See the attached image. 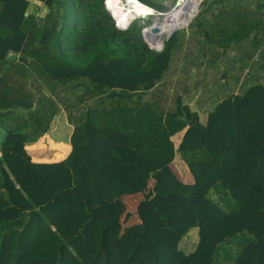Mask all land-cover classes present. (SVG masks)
<instances>
[{
  "label": "trees",
  "instance_id": "obj_1",
  "mask_svg": "<svg viewBox=\"0 0 264 264\" xmlns=\"http://www.w3.org/2000/svg\"><path fill=\"white\" fill-rule=\"evenodd\" d=\"M35 2L40 15L28 12L29 0H0V264H264V78L237 86L234 63L213 73L218 63L204 68L177 32L151 50L137 20L115 27L104 0ZM198 95L213 107L194 110ZM62 112L73 125L70 153L32 162L26 146ZM177 157L191 184L168 170ZM125 177L153 180L155 217L109 249L124 210L110 208L134 192ZM193 229L186 253L177 245Z\"/></svg>",
  "mask_w": 264,
  "mask_h": 264
},
{
  "label": "crops",
  "instance_id": "obj_2",
  "mask_svg": "<svg viewBox=\"0 0 264 264\" xmlns=\"http://www.w3.org/2000/svg\"><path fill=\"white\" fill-rule=\"evenodd\" d=\"M29 1L30 7L28 12L37 15L36 11H38L39 6H36L35 10L32 11V3L34 2V0ZM207 10L208 11L205 12V21L200 23L199 26L197 25L200 30H198V32H196L197 29L196 31L195 29H193L195 32L190 31L191 38L189 40L192 41L193 45L192 56L195 59L203 62L204 68L206 69L209 65L207 63L217 62L220 66L216 63H213L214 65L210 69V71H212L213 73L215 70H221L223 67H225V63H234V65L230 66V73L228 74V76L230 74L233 77L239 75V82L237 86H239L247 76V79L254 77L259 78L258 80L263 81L264 0H218L217 2H214L213 0V7ZM231 53H234V58L229 57ZM201 54H203L204 57L201 56ZM247 56H251V61L256 62L254 65H252V67H246L242 69V66L239 64V62L243 61L242 58L245 59ZM192 71L194 72L195 76L191 74ZM210 71L207 73V76H210ZM191 72L190 75L192 76V78L194 80H197L198 74L196 72V69L192 68ZM224 82L225 80H221V83ZM200 113L201 115L203 114L206 117L205 113ZM205 117H201V120L204 121ZM64 119L66 121V124H68L69 126L67 127L66 137L64 139L60 138L57 135L58 127L56 124H53V120L50 126V130L47 134L39 138L37 142L26 146V150L29 153L32 162L56 163L63 161L68 156L71 151L69 138L73 130V125L68 122L66 114ZM176 137L177 142L175 141ZM180 139L181 135H177L173 138L176 144L179 143ZM173 162L169 165L168 170H170V172L174 175L178 182H182V177H185V174L187 178V182H185V184H191L193 182V179H190L189 175H187L188 170L186 169V165L183 163L185 166L182 165V168L172 167L171 170L170 166L173 164ZM185 169L187 170V172L183 174V170ZM122 183L131 186L134 192L130 195L122 196L120 203H114L110 208V210L112 211L119 209L124 210L122 215L118 219L117 224L108 231L109 241H118L116 245L110 247L109 249L117 248L120 246L126 235V229L129 226L140 223L142 219L155 217L153 209L149 206L148 202V199L153 194V180L150 179L146 184L141 185L140 183L131 181L129 178L125 177L122 179ZM136 194H138L139 196L133 199L134 206H128L126 199ZM140 213L141 216H143L142 218H140L139 216ZM146 214L147 216H145ZM169 227H171L172 229L180 230L179 224H170ZM193 230L197 232L196 229ZM147 233L148 236H150L148 238V242L150 244H159L156 238L157 235H155L157 233L154 230H148ZM189 233L184 236L177 245L179 249L184 250L186 253L191 252L197 243L195 241V236H191L189 235ZM103 243L106 246L105 238H103ZM168 245L173 246L169 237ZM191 245L194 246L191 248Z\"/></svg>",
  "mask_w": 264,
  "mask_h": 264
},
{
  "label": "rangeland",
  "instance_id": "obj_3",
  "mask_svg": "<svg viewBox=\"0 0 264 264\" xmlns=\"http://www.w3.org/2000/svg\"><path fill=\"white\" fill-rule=\"evenodd\" d=\"M151 1H153V2H156V3H161L165 8H166V11L165 12H163V13H161V12H155L154 10H153V15L152 16H148L147 18L146 17H139V18H136V20H137V25H139L140 27H141V29H140V34H141V38H142V32H144L143 30H145V33H146V29H148V27L150 26V28L153 26V24L155 23V22H157V21H163V16L162 15H168V14H170V13H172V11H173V9H175L176 8V6H177V1L178 0H151ZM123 2H124V0H123ZM106 5V4H105ZM36 6H38V4L35 2V0H34V2L32 3V11L33 10H35V7ZM108 6H109V8H111V0H108ZM213 7V0H202L201 2H200V4H198V6L191 12V14H189V16L187 17V16H185L183 19H181L180 21H179V24L177 25V27H176V31L175 32H177V34H178V36L180 37L182 34H184L185 36V40H187V39H190L191 38V35H190V31L188 30V27H186V25L189 23V21L191 20V21H193V22H195V21H197L198 23H197V25L199 26L200 25V23H202V22H204L205 21V18H206V14H205V12H207L208 10L207 9H211ZM38 11H36L37 12V15H39L40 13H42V11H43V9H44V6L43 5H41V6H39L38 7ZM196 10H197V12H196ZM200 12V14H199V18H195L197 15H198V13ZM196 13V14H195ZM194 15H196V16H194ZM194 16V17H193ZM187 18V19H186ZM194 19V20H193ZM132 20H134V18L132 19ZM132 20H130V21H132ZM186 20V21H185ZM190 21V22H191ZM183 22H184V24H183ZM130 24V22H128L126 25L128 26ZM182 24H183V26H182ZM190 24V23H189ZM181 26V27H180ZM149 28V29H150ZM178 28V29H177ZM148 29V30H149ZM175 32H173V33H175ZM171 34L172 33V31H169V32H167V34L166 35H164L163 37H162V39L161 40H165V37L166 36H168L169 34ZM145 37H147L146 35H145ZM150 40V39H149ZM147 43V47L149 48V47H151L149 44H148V42H146ZM157 45H159L160 46V44H155V46H157ZM154 48L155 49H158V48H156V47H152V49L151 50H154ZM150 49V48H149ZM233 55H234V53H231L230 55H229V57L230 58H234L233 57ZM240 58V57H239ZM191 74L193 75V76H195V74H194V72L192 71L191 72ZM202 97V98H201ZM212 100L213 99H206L205 98V95H198L195 99H194V101L192 102V104H191V106H192V108L194 109V110H197V109H203V108H206V109H211L212 107H213V105H214V103H212ZM196 103H198V104H196ZM64 114V115H63ZM64 117H65V113L64 112H62V113H60L58 116H56L55 117V119H54V121H53V124H56L57 125V127H58V132H57V135L60 137V138H65L66 137V130H67V127H69L68 126V124H66V121H65V119H64ZM201 117L202 118H204L205 116L202 114L201 115ZM175 141L177 142V137L175 138ZM182 165H184L183 164V162L181 161V160H179L178 158H175L174 159V162H173V164L170 166L171 168V170H172V167L173 168H182L181 166ZM185 166V165H184ZM187 169V168H186ZM185 169V170H186ZM179 170V169H178ZM185 170H183V174L184 173H186L187 172V170L185 171ZM181 171V170H180ZM187 175H189V177H190V179H192L191 178V176H190V174L187 172ZM184 176L185 177H182V182H179V184H185V182H187L186 181V175L184 174ZM187 184V183H186ZM189 235H191V236H195V241L197 242V232L195 231V230H192L190 233H189ZM194 245H191L190 247L192 248Z\"/></svg>",
  "mask_w": 264,
  "mask_h": 264
},
{
  "label": "bare ground",
  "instance_id": "obj_4",
  "mask_svg": "<svg viewBox=\"0 0 264 264\" xmlns=\"http://www.w3.org/2000/svg\"><path fill=\"white\" fill-rule=\"evenodd\" d=\"M200 1L201 0H178L177 6L173 9L172 13L162 15L163 21H157L153 24L148 30L147 37H145V30H143L142 37L144 41L149 42L151 47H154L155 44L161 45V42L163 41L161 40L162 37L169 31H172V33L175 32L179 21L185 16H189V14H191V12L198 6ZM106 3V9L112 13L119 28L120 26L125 28L128 27L126 24L133 18H147L148 16L153 15L152 8H148V6L142 4L139 0H124V2L123 0H111V8H109L107 0L105 4ZM153 29L156 30L153 31ZM157 46L160 47L159 45Z\"/></svg>",
  "mask_w": 264,
  "mask_h": 264
},
{
  "label": "water",
  "instance_id": "obj_5",
  "mask_svg": "<svg viewBox=\"0 0 264 264\" xmlns=\"http://www.w3.org/2000/svg\"><path fill=\"white\" fill-rule=\"evenodd\" d=\"M105 7H106V5H105ZM110 14H111V18L113 19V20H115V18H114V16L112 15V13L110 12ZM195 16V15H194ZM191 21V20H190ZM190 21H189V23H190ZM189 23L186 25V27H188V25H189ZM115 24H116V28L118 29V30H125V28L124 29H122V28H119L118 27V25H117V22H116V20H115ZM156 29H153V31H155ZM172 35V34H171ZM171 35H168V36H166L165 37V40H167ZM142 39H143V37H142ZM143 41H144V39H143ZM145 42V41H144ZM163 42H164V40L161 42V45H160V47L159 48H162L163 47ZM145 44H146V42H145ZM147 45V44H146ZM150 49H152V47H149ZM154 50H159V49H155L154 48Z\"/></svg>",
  "mask_w": 264,
  "mask_h": 264
},
{
  "label": "clouds",
  "instance_id": "obj_6",
  "mask_svg": "<svg viewBox=\"0 0 264 264\" xmlns=\"http://www.w3.org/2000/svg\"><path fill=\"white\" fill-rule=\"evenodd\" d=\"M143 4V3H142ZM145 5V4H144ZM104 7H105V0H104ZM105 9H106V7H105ZM107 10V9H106ZM152 10H154V9H152ZM155 11V10H154ZM107 12L109 13V15L111 16V14H110V12L107 10ZM155 12H157V11H155ZM196 16V15H195ZM134 20H136V18H134ZM114 21V25L116 26V24H115V20H113ZM133 21V20H132ZM132 21H130V23L132 22ZM129 26V25H128ZM127 28V27H126ZM125 28V29H126Z\"/></svg>",
  "mask_w": 264,
  "mask_h": 264
},
{
  "label": "built area",
  "instance_id": "obj_7",
  "mask_svg": "<svg viewBox=\"0 0 264 264\" xmlns=\"http://www.w3.org/2000/svg\"><path fill=\"white\" fill-rule=\"evenodd\" d=\"M201 1H202V0H201ZM201 1H200V2H201ZM199 4H200V3H199ZM162 48H163V47H162ZM162 48H158L159 50H155V51H158V52H159V51L162 50ZM8 56H11V53H8Z\"/></svg>",
  "mask_w": 264,
  "mask_h": 264
}]
</instances>
